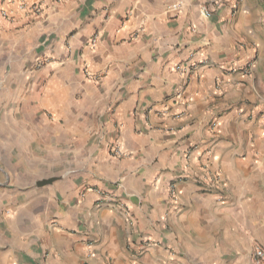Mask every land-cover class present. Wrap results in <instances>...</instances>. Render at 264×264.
<instances>
[{
    "label": "crops",
    "instance_id": "1",
    "mask_svg": "<svg viewBox=\"0 0 264 264\" xmlns=\"http://www.w3.org/2000/svg\"><path fill=\"white\" fill-rule=\"evenodd\" d=\"M260 19L264 0H0V89L50 115L78 174L31 192L49 221L31 262L240 264L264 247Z\"/></svg>",
    "mask_w": 264,
    "mask_h": 264
},
{
    "label": "rangeland",
    "instance_id": "2",
    "mask_svg": "<svg viewBox=\"0 0 264 264\" xmlns=\"http://www.w3.org/2000/svg\"><path fill=\"white\" fill-rule=\"evenodd\" d=\"M262 21L259 20L258 28L263 32ZM27 98L28 93L24 90L19 89L16 93L8 86L0 89V264H36L29 260V251L35 241L34 231L45 229L49 221L44 219L43 210L37 211L33 205L35 195L30 194L48 191L53 186L61 189L73 187V181L78 177L75 167L63 160L64 156L72 157L73 153L58 149V136H54L52 132L55 133V130L47 126L50 115ZM14 113L17 114V123L9 119ZM207 170L209 168L205 166ZM49 177L57 178L51 183L36 184ZM217 180V177L212 178L213 182L204 178L198 184L204 188L202 192L209 193L208 185ZM87 188L84 184L81 192L84 193ZM177 208L179 211L182 207L177 205ZM154 244L158 245V242L145 237L137 244L134 255L139 258ZM259 249L263 257L256 260L254 255ZM263 262L262 245L257 243L242 249L240 264Z\"/></svg>",
    "mask_w": 264,
    "mask_h": 264
},
{
    "label": "built area",
    "instance_id": "3",
    "mask_svg": "<svg viewBox=\"0 0 264 264\" xmlns=\"http://www.w3.org/2000/svg\"><path fill=\"white\" fill-rule=\"evenodd\" d=\"M20 9L23 11H30L31 13L36 14V15H39L41 13L40 7H38L36 4H32V5L28 6L26 3L21 2L20 3ZM199 12L205 18H209L212 15L211 11L209 10V8L207 6L200 7ZM179 69H181V73L186 74L188 72V70L191 69V65H186L184 67H180ZM113 149L116 153H120L118 148L116 149L114 147ZM254 256H255L256 260H260V258L263 257V252L259 249L256 251Z\"/></svg>",
    "mask_w": 264,
    "mask_h": 264
},
{
    "label": "water",
    "instance_id": "4",
    "mask_svg": "<svg viewBox=\"0 0 264 264\" xmlns=\"http://www.w3.org/2000/svg\"><path fill=\"white\" fill-rule=\"evenodd\" d=\"M57 177H49V178H44L40 181H37V185H43V184H47V183H51L53 180H55Z\"/></svg>",
    "mask_w": 264,
    "mask_h": 264
}]
</instances>
